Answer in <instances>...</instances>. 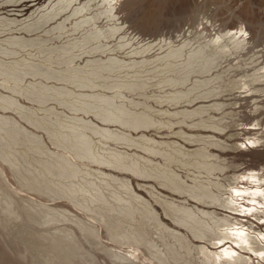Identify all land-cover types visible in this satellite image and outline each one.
I'll list each match as a JSON object with an SVG mask.
<instances>
[{
  "label": "bare ground",
  "instance_id": "obj_1",
  "mask_svg": "<svg viewBox=\"0 0 264 264\" xmlns=\"http://www.w3.org/2000/svg\"><path fill=\"white\" fill-rule=\"evenodd\" d=\"M169 1L0 0V119L19 115L41 140L25 143L20 128L3 138L24 192L1 169L10 264H264V196L252 194L264 191L263 33L244 9L233 25L201 17L154 34ZM102 104L141 124L100 119ZM87 129L101 136L97 159L57 179V193L39 170ZM30 171L55 192L22 184Z\"/></svg>",
  "mask_w": 264,
  "mask_h": 264
},
{
  "label": "rangeland",
  "instance_id": "obj_2",
  "mask_svg": "<svg viewBox=\"0 0 264 264\" xmlns=\"http://www.w3.org/2000/svg\"><path fill=\"white\" fill-rule=\"evenodd\" d=\"M202 4H203V6H201L199 8V5H202ZM244 9L246 11L250 12V15L255 17V19L257 20L258 29L260 32L263 33V34L262 33L261 34L264 36V0H184V1L183 0H170L166 4L165 9L163 11V15H162L163 17H161L160 28L153 33L154 34L155 33H164L165 35L166 34L167 35H171V34L174 35L175 32H177L178 30L182 31V30L186 29L187 27L188 28L194 27L195 25H197V23L201 17H206L207 19L211 18V20H215L214 22L218 23V24L221 23L223 25H225V24L226 25H233V24H235L234 22H236L235 20H236L237 16L241 17L242 15H244L242 12ZM143 34H145V33H143ZM149 34H152V33H149ZM146 36H148L147 33H146ZM16 75H18V74H16ZM21 77H22V75L20 77L15 76V79L17 80V82L19 81L17 78H21ZM51 80H53V79H51ZM22 100H24V99H22ZM24 101H26V100H24ZM28 103H30V102H28ZM0 104H1V102H0ZM104 105H105V103H104ZM117 107L118 106L115 107L116 110H114L115 108L113 109V111H115V112H110L108 109H104V108H106V106L103 107V104H102L101 108L98 110V113H99V116H105L106 118H103V117H99V118L102 120H107L110 118L113 120H116V119L121 120L124 118V119H126V121H128V122H126V124L129 126H135V125L140 123L141 120H136V118L133 115H126V114H125L126 116L123 115L124 110H125L123 107L122 108L124 110L121 107H118V108ZM0 111H1L0 112L1 116L3 115V113L6 112L4 110H1V108H0ZM6 114L8 115V113H6ZM9 114H12V113L9 111ZM13 116H16V115L13 114ZM121 116H122V118H121ZM123 116H125V117L129 116L128 120H127V118H125ZM16 117L18 118V120H10V119H3L2 120V119H0V120H2L0 122L3 124L2 125L0 123V126L2 125L0 127V153L2 156H5V157H2L0 155V157L6 159L12 167H13V165L10 161L12 160V157L16 155V150L14 148L10 147L6 143V141L3 139L9 134L11 129L20 128L23 131L25 143L32 142L33 136H34L37 138L35 144L39 145V146L41 145L40 144L41 140L38 139L39 130L36 127H34V125L31 122H28L26 120H22L19 115H17ZM93 118H95V117H93ZM129 118H132V119H129ZM133 119H135L136 121ZM8 121H11V122H8ZM144 123H146V122H144ZM72 133L74 135V139L76 138L75 137L76 134L81 135L80 140L70 142L72 150L67 146V142H66L65 143L66 145L64 148H67V150L69 152H66L65 156L64 155L63 156L58 155L60 157L59 162L54 165V169H52V172H51L50 167L47 169L43 168V169L39 170V173L41 175L44 173H49V174L55 175L56 179H54L53 182H54V185L57 187L63 186L59 182L56 181L57 179H59V180H62V179L70 180V177H72L75 174L76 167H77L76 164H83L84 162L88 163V161H92V160L97 159V156L95 154V148L93 146V141L101 138V136H99V134H96L93 130H88V129L83 131V132H75V133L72 132ZM85 137L87 139H89V141H90V144H91L90 149H87V145L85 143ZM95 137H98V138H95ZM48 138H49V136H48ZM42 144H44V143H42ZM56 145H59V144H56ZM60 146H64V144L63 145L61 144ZM78 148L81 149V152H77V153L74 152V149L77 150ZM82 150H84V151H82ZM18 151H22V150H18ZM8 155L10 156V159H9ZM63 159H65V162L60 161ZM79 159H83V161H79ZM73 163L75 165H73ZM6 164H7V162H5L3 159H0V171H1V169H3L4 173H5L4 175L9 177L10 171H9L8 166H7L8 164L7 165ZM90 166L97 167V165H94V164H91ZM13 169H14V167H13ZM16 170L19 174V172L21 171V169L19 167V163L17 165ZM34 172L30 171V172L26 173L22 178L18 175L19 181L24 185H30V186L40 185V183H30L32 178L39 177L36 173L34 174ZM30 173L32 175H29ZM13 175H14V173L12 172V176ZM14 179H15V181L18 182L17 178H14ZM9 183L17 191L24 193L23 191L20 190V186L16 182L14 183L13 179H11L10 177H9ZM42 185L43 184L41 183L40 187ZM62 188H65V187L64 186L59 187L60 190H58L56 192L60 193L61 191H64L65 189H62ZM41 189L49 191V194H53L52 192H55V189L53 191L49 190V189H45L43 187H41ZM70 191H74V188L72 186H70ZM33 193H34L33 196H36L39 199H41L47 203H48V201H50V199L51 200L53 199L49 196H47V197H42L40 195L37 196L36 194H39V192L33 191ZM130 193H131V191H130ZM65 204L68 205V203H66V202H65ZM139 206H141V205L139 204ZM128 208H129V206L126 205L124 207V209L122 210V213H126V210ZM37 210L42 211L47 215V216H41V217H44V219L46 218L48 220L49 218H51V215L46 213L44 210H42V209H37ZM1 211L2 210H0V212ZM5 215H2L4 217L3 220H6V219L10 220V216L7 214H5ZM0 216H1V213H0ZM83 216L87 217L86 214H84ZM119 219L121 222H128L129 216L123 214L120 216ZM102 237L105 238V235H102ZM0 238H1V240L3 239L2 236H0ZM8 252L11 255L13 254L11 252V250H8ZM10 254H8L7 251L1 252V255H0L1 264H10V262H9L10 258L13 259L10 256ZM102 264H107V263L103 262Z\"/></svg>",
  "mask_w": 264,
  "mask_h": 264
},
{
  "label": "clouds",
  "instance_id": "obj_3",
  "mask_svg": "<svg viewBox=\"0 0 264 264\" xmlns=\"http://www.w3.org/2000/svg\"><path fill=\"white\" fill-rule=\"evenodd\" d=\"M248 143L252 144V141H248ZM241 148H243V147H241ZM254 176H255V174H252V176H245V177H243V179H246V180L247 179H252L253 183H255L256 181H255ZM233 191H235V189ZM237 193H239V192H237ZM252 194L253 195H262V196H264V191L257 190L255 192H253ZM253 203H255V201H253ZM261 208H264V205H261ZM249 211H251V210H249ZM228 255H230V253H228ZM258 255H259V253H258Z\"/></svg>",
  "mask_w": 264,
  "mask_h": 264
},
{
  "label": "snow or ice",
  "instance_id": "obj_4",
  "mask_svg": "<svg viewBox=\"0 0 264 264\" xmlns=\"http://www.w3.org/2000/svg\"><path fill=\"white\" fill-rule=\"evenodd\" d=\"M241 147H245V145L242 144ZM237 195H240V193H237ZM260 223H261V224H264V220H262ZM261 239H264V237H261ZM221 243H223V241H221ZM225 255L227 256L228 253L226 252ZM233 255H234V253H233ZM259 256H260L261 258H264V252H260V253H259Z\"/></svg>",
  "mask_w": 264,
  "mask_h": 264
}]
</instances>
